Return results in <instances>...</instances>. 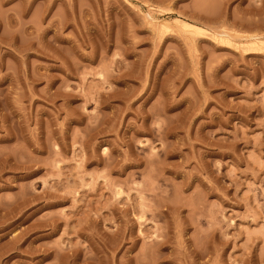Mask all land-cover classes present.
Here are the masks:
<instances>
[{
  "label": "rangeland",
  "instance_id": "rangeland-1",
  "mask_svg": "<svg viewBox=\"0 0 264 264\" xmlns=\"http://www.w3.org/2000/svg\"><path fill=\"white\" fill-rule=\"evenodd\" d=\"M0 264H264V0H0Z\"/></svg>",
  "mask_w": 264,
  "mask_h": 264
},
{
  "label": "bare ground",
  "instance_id": "bare-ground-1",
  "mask_svg": "<svg viewBox=\"0 0 264 264\" xmlns=\"http://www.w3.org/2000/svg\"><path fill=\"white\" fill-rule=\"evenodd\" d=\"M180 26L185 28V29H188L189 31H198L199 30L198 26L191 24V23H188L186 21H181ZM246 38H247L246 42H252L253 43V41L259 39V35L258 34H251V35L247 36Z\"/></svg>",
  "mask_w": 264,
  "mask_h": 264
}]
</instances>
